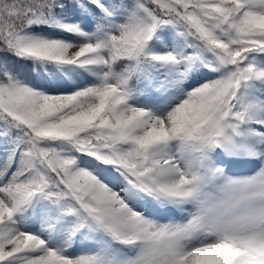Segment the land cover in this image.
I'll return each instance as SVG.
<instances>
[{"label":"snow or ice","instance_id":"1","mask_svg":"<svg viewBox=\"0 0 264 264\" xmlns=\"http://www.w3.org/2000/svg\"><path fill=\"white\" fill-rule=\"evenodd\" d=\"M0 264H264V0H0Z\"/></svg>","mask_w":264,"mask_h":264}]
</instances>
